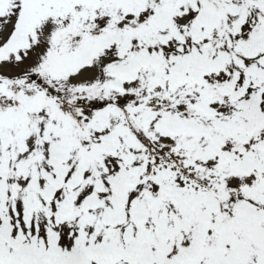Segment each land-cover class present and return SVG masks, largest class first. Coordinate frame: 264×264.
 Here are the masks:
<instances>
[{"label":"snow or ice","instance_id":"obj_1","mask_svg":"<svg viewBox=\"0 0 264 264\" xmlns=\"http://www.w3.org/2000/svg\"><path fill=\"white\" fill-rule=\"evenodd\" d=\"M0 264H264V0H0Z\"/></svg>","mask_w":264,"mask_h":264}]
</instances>
